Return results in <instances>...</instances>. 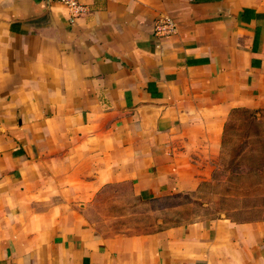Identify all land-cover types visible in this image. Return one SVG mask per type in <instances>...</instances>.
<instances>
[{
  "label": "crops",
  "instance_id": "crops-1",
  "mask_svg": "<svg viewBox=\"0 0 264 264\" xmlns=\"http://www.w3.org/2000/svg\"><path fill=\"white\" fill-rule=\"evenodd\" d=\"M79 1L0 0V264H264V221L89 215L109 186L195 191L231 110L264 107V0Z\"/></svg>",
  "mask_w": 264,
  "mask_h": 264
},
{
  "label": "rangeland",
  "instance_id": "rangeland-1",
  "mask_svg": "<svg viewBox=\"0 0 264 264\" xmlns=\"http://www.w3.org/2000/svg\"><path fill=\"white\" fill-rule=\"evenodd\" d=\"M258 109L263 111L253 126L248 114L228 115L218 153L198 159L207 174L195 191L141 204L127 186H109L91 204L90 220L104 234L144 233L215 218L264 220V107L248 110Z\"/></svg>",
  "mask_w": 264,
  "mask_h": 264
},
{
  "label": "built area",
  "instance_id": "built-area-1",
  "mask_svg": "<svg viewBox=\"0 0 264 264\" xmlns=\"http://www.w3.org/2000/svg\"><path fill=\"white\" fill-rule=\"evenodd\" d=\"M65 6L71 13L72 18H78L85 13L86 7L79 0H47ZM176 32V24L169 19L158 21L154 26V33L161 38L172 36Z\"/></svg>",
  "mask_w": 264,
  "mask_h": 264
},
{
  "label": "trees",
  "instance_id": "trees-1",
  "mask_svg": "<svg viewBox=\"0 0 264 264\" xmlns=\"http://www.w3.org/2000/svg\"><path fill=\"white\" fill-rule=\"evenodd\" d=\"M262 111L263 110H260V109H258V110H248V109L236 108V109H233L231 111L229 116H232V115L238 114V113L248 114L251 117V119H252V121H250L251 122L250 126H253L255 124V122L258 120V118L261 117L260 113H262ZM263 118H264V116H263ZM260 149L264 152V145H262L260 147ZM257 221H259V220H257ZM262 221H264V220H262ZM241 222H245V221H241ZM246 222H253V221H246Z\"/></svg>",
  "mask_w": 264,
  "mask_h": 264
}]
</instances>
